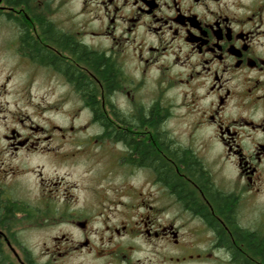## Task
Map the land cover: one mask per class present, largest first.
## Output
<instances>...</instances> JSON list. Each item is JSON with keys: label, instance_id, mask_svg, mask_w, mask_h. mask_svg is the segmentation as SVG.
<instances>
[{"label": "flooded vegetation", "instance_id": "flooded-vegetation-1", "mask_svg": "<svg viewBox=\"0 0 264 264\" xmlns=\"http://www.w3.org/2000/svg\"><path fill=\"white\" fill-rule=\"evenodd\" d=\"M71 2L0 0L14 53L29 60L34 78L56 85L60 103L74 100L101 128L79 145H38L51 135L34 127V110L2 103L5 77L0 264H39L18 236L39 217L68 218L88 233L91 219L103 215L105 229L126 233V224H108L109 204L131 211L134 199L144 204L147 238L179 243L174 225L159 222L170 205L209 233L221 264H264V0H79L76 9ZM56 127L59 138L71 132ZM34 155L110 156L106 172L90 169L102 178L84 184L95 203L74 205L85 189L80 181L48 179ZM139 176L147 188L137 193ZM23 219L34 224L22 226ZM87 246L88 238L74 248ZM183 250L182 261H199Z\"/></svg>", "mask_w": 264, "mask_h": 264}, {"label": "rangeland", "instance_id": "rangeland-1", "mask_svg": "<svg viewBox=\"0 0 264 264\" xmlns=\"http://www.w3.org/2000/svg\"><path fill=\"white\" fill-rule=\"evenodd\" d=\"M71 1V7L76 9L79 0ZM0 20V85L5 82V77H10V80L5 83L6 90H1L2 103L8 101L7 109L13 108L14 103L18 102L28 113H32L34 110V127L39 125L44 129V136L51 135L46 140L39 139L38 145H60L63 147L79 145L90 135H95L101 128L93 120H89L90 116L86 110H79L78 104L74 100L60 103L57 100L59 90L54 88L56 85H52L50 79H44L41 74L34 78L33 65L28 59H22L21 56L14 53L11 40L15 31L11 25L4 26L3 22L5 21L1 17ZM56 126H60L65 134L66 131L70 130L71 132L66 134V138H59L61 134L58 133ZM1 129L0 126V131ZM88 143L93 146L96 139H89ZM63 151L68 150H61V152ZM87 151H90L91 154V149L88 148ZM101 151L105 152L106 150L101 149ZM36 157L34 155V168L40 163L48 179L53 180L57 176H66L68 180L77 179L80 181L85 189L81 191L79 201L73 203L78 206H91L95 203L85 185L99 181L102 177L96 176L97 173L91 172L90 169L94 166L97 170L102 169L106 172L111 160L110 156L105 160L93 157L92 160L82 158L79 161L70 158L65 161L49 158L37 159ZM112 177L113 175L110 174L108 179ZM30 179L28 177V180ZM37 181L38 177L35 179L34 176V183ZM117 181L120 184L121 178H118ZM102 182L108 183L106 180ZM134 182L137 193L146 190L147 187L142 185L141 176L135 177ZM134 200V209L131 211L127 209L126 203L111 202L109 204L112 207V217L110 216L108 224L120 228L121 225L126 224L128 227L126 233L122 231L123 233L117 234L112 230L105 229L104 226L107 224L104 223L106 218L103 215L91 219L92 231L88 233H81L70 224L68 218L52 216L49 218L39 217L38 224L34 228L24 227L18 236L24 250L39 264H221L224 259L222 252L212 253L209 250V233L206 230H200L202 227L194 221L192 222L186 214L177 211L174 206H164V210L159 214V222L174 225L180 234L179 243L175 244L172 239L147 238L140 231L142 228L140 221L145 214L144 204L141 199ZM61 203L60 200L49 202L51 206H60ZM106 205L108 204L106 203ZM33 222L34 220L23 219L22 226L34 224ZM86 238L90 242L89 247L74 248L75 245L83 243ZM184 247L187 249L185 253L187 256L192 254L195 257L197 255L199 261L191 259L182 261ZM6 250L8 251L7 248Z\"/></svg>", "mask_w": 264, "mask_h": 264}]
</instances>
